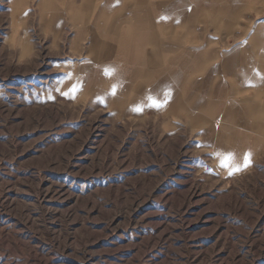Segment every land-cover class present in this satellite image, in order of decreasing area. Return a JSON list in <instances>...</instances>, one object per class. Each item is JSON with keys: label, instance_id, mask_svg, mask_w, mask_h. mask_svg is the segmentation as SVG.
Wrapping results in <instances>:
<instances>
[{"label": "rangeland", "instance_id": "1", "mask_svg": "<svg viewBox=\"0 0 264 264\" xmlns=\"http://www.w3.org/2000/svg\"><path fill=\"white\" fill-rule=\"evenodd\" d=\"M13 1L0 0V264H264V155L225 176L194 131L76 86L83 56L35 30L36 0L19 18Z\"/></svg>", "mask_w": 264, "mask_h": 264}, {"label": "crops", "instance_id": "2", "mask_svg": "<svg viewBox=\"0 0 264 264\" xmlns=\"http://www.w3.org/2000/svg\"><path fill=\"white\" fill-rule=\"evenodd\" d=\"M30 3L13 1L14 18ZM34 3L35 30L49 45L59 42L61 54L83 56L74 67L76 86L110 94L115 86L130 111L153 108L163 127L194 131L225 176L252 169L264 155V20L246 31L264 0ZM149 97L167 102L151 107ZM249 152L251 165L229 174L224 157L234 153L242 162Z\"/></svg>", "mask_w": 264, "mask_h": 264}, {"label": "snow or ice", "instance_id": "3", "mask_svg": "<svg viewBox=\"0 0 264 264\" xmlns=\"http://www.w3.org/2000/svg\"><path fill=\"white\" fill-rule=\"evenodd\" d=\"M163 19H167V17H162ZM114 70L110 69V68H106L105 69V75L111 76L113 75ZM116 91L115 86H113L112 88V94L114 95ZM149 100H151V104L149 106L151 107H156V108H160L163 106L164 103H166L167 101H159L153 97H149ZM135 111H142V108L140 107H136L134 108ZM229 162H231V165H229ZM223 166L225 167H229L231 166V171L229 174H232V172H238L240 171L242 168H247L251 165L252 163V157H251V153H245L243 155L242 158V162H236V157L234 153H228L225 157H224V161H222Z\"/></svg>", "mask_w": 264, "mask_h": 264}]
</instances>
